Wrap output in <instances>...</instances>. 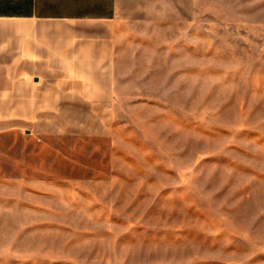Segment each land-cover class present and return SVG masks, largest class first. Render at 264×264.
<instances>
[{
	"label": "rangeland",
	"instance_id": "rangeland-1",
	"mask_svg": "<svg viewBox=\"0 0 264 264\" xmlns=\"http://www.w3.org/2000/svg\"><path fill=\"white\" fill-rule=\"evenodd\" d=\"M119 27L63 101L0 97V264H264V0Z\"/></svg>",
	"mask_w": 264,
	"mask_h": 264
},
{
	"label": "crops",
	"instance_id": "crops-1",
	"mask_svg": "<svg viewBox=\"0 0 264 264\" xmlns=\"http://www.w3.org/2000/svg\"><path fill=\"white\" fill-rule=\"evenodd\" d=\"M124 3L0 0V97L32 99L34 87H44L63 101L64 91L90 82L93 68L104 75L108 56L117 51Z\"/></svg>",
	"mask_w": 264,
	"mask_h": 264
}]
</instances>
